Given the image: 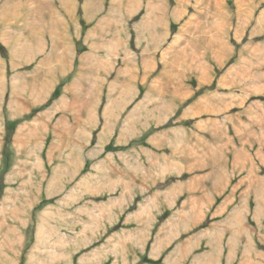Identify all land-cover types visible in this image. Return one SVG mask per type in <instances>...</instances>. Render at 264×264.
<instances>
[{"label":"rangeland","instance_id":"1","mask_svg":"<svg viewBox=\"0 0 264 264\" xmlns=\"http://www.w3.org/2000/svg\"><path fill=\"white\" fill-rule=\"evenodd\" d=\"M0 45V264H264V0H0Z\"/></svg>","mask_w":264,"mask_h":264},{"label":"trees","instance_id":"2","mask_svg":"<svg viewBox=\"0 0 264 264\" xmlns=\"http://www.w3.org/2000/svg\"><path fill=\"white\" fill-rule=\"evenodd\" d=\"M3 52H5V48L0 45V53H3Z\"/></svg>","mask_w":264,"mask_h":264},{"label":"bare ground","instance_id":"3","mask_svg":"<svg viewBox=\"0 0 264 264\" xmlns=\"http://www.w3.org/2000/svg\"><path fill=\"white\" fill-rule=\"evenodd\" d=\"M1 130V129H0ZM47 178V177H46ZM7 259H9V258H7ZM8 261V260H7ZM9 262H11V259H9ZM13 264V263H12Z\"/></svg>","mask_w":264,"mask_h":264}]
</instances>
